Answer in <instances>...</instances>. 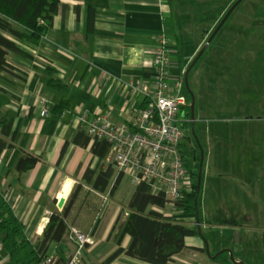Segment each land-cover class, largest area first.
I'll return each instance as SVG.
<instances>
[{
  "label": "crops",
  "instance_id": "crops-1",
  "mask_svg": "<svg viewBox=\"0 0 264 264\" xmlns=\"http://www.w3.org/2000/svg\"><path fill=\"white\" fill-rule=\"evenodd\" d=\"M172 3L173 0H170L169 10L166 0H60L51 28L36 47L0 31L27 55L9 52L6 55L7 66L0 72V120L12 119L9 134H4L0 125V190L22 223L26 240L33 249L41 241L50 215L67 209L66 234L60 242H49L44 252L55 256L59 263L66 261L76 250L77 243L71 233V229H76L92 236V243L81 250L79 264H149L123 252L106 262L116 250L126 249L130 244V236L123 234L122 229L129 215L126 204L136 185L130 173L114 166L110 148L98 157L91 151L92 140L82 146L75 138L80 130L86 134L83 128L86 119L100 115L112 124L128 123L144 100L143 108L148 105L149 98L143 93L131 91L130 85L139 80L152 86L153 58L161 34L165 35L171 52L170 83L181 77V72L187 71L192 62L186 65L190 59L188 54L193 55L199 46L192 37L187 45L182 42L176 31L180 21L174 19ZM13 25L27 33L22 27ZM214 37L209 45L210 51L214 48L211 46ZM244 39L243 47L247 48V35ZM50 77L64 83L68 91L50 86L47 82ZM181 78L183 83L184 77ZM60 104L66 109L58 117L41 116L42 110ZM252 119V116H239L232 121L246 126ZM248 131L247 127L235 128L237 134H245V137H248ZM84 134L79 137L80 140H83ZM192 134L204 159L199 169L202 176L208 155L204 148H208L209 141L202 143L204 146L201 147L195 132ZM241 147L236 144L234 157L238 161L237 164L235 161L238 173L245 175L242 162L238 160L242 157ZM24 154L32 155L38 162L33 168L18 173L16 166ZM254 164L258 166L255 160ZM246 165L254 169V165ZM107 167L112 174L108 185L100 191L93 184L98 172L105 171ZM87 169L91 173L86 172ZM259 171L256 177L263 181L262 170ZM119 173L120 181L112 190ZM235 182L244 188L240 181ZM61 198H64V203L58 208ZM242 199L236 195L228 203L234 207V212L228 214L233 224L212 223L207 218V212L204 213V220L198 209L201 232L205 234L209 230L212 244L213 227L228 228L231 225V230L236 229V212L244 210L245 201ZM222 204L227 206L226 202L221 201L219 205ZM199 205L201 209V202ZM258 208L256 205L250 211L258 215ZM152 209L179 219L185 225H196L195 213L184 215L167 204ZM184 243L186 249L174 255L167 264H198V261L190 259L204 253L195 250L204 249L203 240L198 235L186 236ZM28 251H24L25 256H28ZM0 264H9L1 243Z\"/></svg>",
  "mask_w": 264,
  "mask_h": 264
},
{
  "label": "rangeland",
  "instance_id": "rangeland-1",
  "mask_svg": "<svg viewBox=\"0 0 264 264\" xmlns=\"http://www.w3.org/2000/svg\"><path fill=\"white\" fill-rule=\"evenodd\" d=\"M235 1L173 0L174 19L180 21L176 26L178 35L185 45L192 37L199 46L194 56L188 54L190 59L187 66ZM246 35L248 45L244 48ZM210 43L187 78L194 95L195 135L201 147L204 146L202 143L209 141L208 148H204L208 155L199 194L202 206L200 209L199 205L197 209L204 220V213L207 212L210 222L231 224L228 214L234 212V207L228 203L236 195H240L245 203L244 210L236 212V229L232 231L231 225L228 228L213 227V244L212 234L209 230L205 231L203 235L208 237L213 246L208 243V253L205 251L190 260L194 259L198 264H264V0H241L216 33L211 51ZM179 75L184 77L185 73ZM239 116H252L253 119L246 126L232 121ZM237 126L247 127V131H251H248V137L237 134ZM190 127L191 122L183 130L181 147L185 159L192 165V172L197 174L201 155ZM236 144L242 146L239 148L242 157L238 160L242 162L245 175L237 171L238 161L234 157ZM246 164L254 165V169ZM260 169L263 181L256 177ZM193 180L196 181V178ZM221 201L226 202L227 206L219 205ZM256 205L259 206L258 215L250 211ZM214 207L218 209L213 210ZM236 209L240 210V207ZM212 212L215 214L214 219ZM221 250L228 255L227 250H231L233 260L230 258L227 262L225 258H211Z\"/></svg>",
  "mask_w": 264,
  "mask_h": 264
},
{
  "label": "trees",
  "instance_id": "trees-1",
  "mask_svg": "<svg viewBox=\"0 0 264 264\" xmlns=\"http://www.w3.org/2000/svg\"><path fill=\"white\" fill-rule=\"evenodd\" d=\"M166 1L170 10V0ZM59 3L60 0H0V31L10 34L32 47H36L48 29L51 28L52 19L57 12ZM13 24L22 27L27 33L14 27ZM9 52L27 56L18 49L15 42L0 33V72L4 71L7 66L6 55ZM47 82L56 89L60 88L62 91H68L67 86L58 79L50 77ZM181 91L187 100L191 101L184 82L182 83ZM145 103L144 100L140 109L144 107ZM65 109L66 106L60 104L52 106L46 112L48 117L55 118ZM180 115L186 120L183 127H189L191 122L190 105L183 107ZM0 125L2 126V132L9 134L12 130V119H2L0 120ZM83 134L84 131L80 130L75 141L82 146H86L92 140V153L98 157H102L110 144L105 139L91 138L87 132V135L84 134L83 140H80L79 137ZM182 153L184 165L192 179L196 178V181L193 180L190 190L184 192L183 198L177 202L176 208L184 215H194L195 206L199 208L202 176L200 175L198 189V173L195 174L192 172L189 162L185 159L183 150ZM37 162V158L30 154H24L19 159L16 170L18 173H22L25 170L33 168ZM86 172L91 173L89 169ZM111 174L112 170L110 167H107L105 171H99L93 184L94 187L103 191L108 185ZM120 178L121 173L118 174L112 190L116 188ZM165 203L162 193L154 194L149 184L145 182L138 183L127 201L126 209L129 211V215L122 229L123 234L130 236V244L126 249L119 248L116 250L106 262L123 252L127 256L149 264H167L174 255L185 250L184 238L186 236L198 235L197 226L194 224L191 226L185 225L179 219L165 216L161 212L152 209V207L162 208L165 206ZM66 211L67 209L64 208L61 213H53L50 215L48 222L43 228L42 239L33 249L26 240L22 223L18 221L0 190V243L1 248L8 256L9 264H39L40 256L46 251L47 244L52 241L60 242L64 234H66ZM202 240L209 242L208 237L204 235ZM27 249H29L28 256H25L24 251ZM195 250L205 252V247L204 249ZM215 258L217 260L225 258L227 262L230 260V256L226 252Z\"/></svg>",
  "mask_w": 264,
  "mask_h": 264
},
{
  "label": "built area",
  "instance_id": "built-area-1",
  "mask_svg": "<svg viewBox=\"0 0 264 264\" xmlns=\"http://www.w3.org/2000/svg\"><path fill=\"white\" fill-rule=\"evenodd\" d=\"M170 48L165 35L158 38L153 58L152 86L135 80L131 91L149 98L148 105L137 111L128 123L112 124L104 116L96 115L84 121V128L91 138L105 139L112 151V163L123 172L130 173L133 183L145 182L152 193H162L165 205L176 208L184 192L190 190L192 177L184 165L181 147L183 124L180 115L188 105L182 93V78L170 83ZM47 114L46 110L40 112ZM76 240V250L64 262L53 255L42 254L39 264H79L81 250L92 243V236L71 229Z\"/></svg>",
  "mask_w": 264,
  "mask_h": 264
},
{
  "label": "water",
  "instance_id": "water-1",
  "mask_svg": "<svg viewBox=\"0 0 264 264\" xmlns=\"http://www.w3.org/2000/svg\"><path fill=\"white\" fill-rule=\"evenodd\" d=\"M241 0H236L231 7L227 10V12L225 13V15L223 16L222 20L218 23V25L216 26L215 30L212 32V34L209 36V38L207 39V41L204 43V45L200 48V50L198 51V53L196 54V56L194 57L193 61L190 63L189 67L187 68V71L185 72V76H184V83H185V87L191 97V101H190V107H191V121H194V96L188 86V81H187V75L189 72V69L195 64V62L198 60V58L202 55V53L204 52V50L206 49V47L208 46V44L211 42V40L213 39V37L216 35V33L219 31V29L222 27V25L224 24V22L226 21V19L229 17V15L231 14L232 10L239 4ZM192 133L193 131V127L191 128ZM202 156V154H201ZM201 164V163H200ZM199 185H200V171L198 172V178H197V188L199 189ZM64 203V198L59 199L58 201V208H61L63 206ZM195 216H196V226H197V230H198V236L202 239L203 234L201 232L200 229V224L198 221V209L195 206ZM205 242V251L206 253H208V243L207 241ZM224 250H221L219 252H217L216 254H214L211 258H215L218 255H220L221 253H223ZM227 252L229 253L230 258L233 260V256H232V252L230 250H227ZM234 263H237L236 261H234Z\"/></svg>",
  "mask_w": 264,
  "mask_h": 264
},
{
  "label": "flooded vegetation",
  "instance_id": "flooded-vegetation-1",
  "mask_svg": "<svg viewBox=\"0 0 264 264\" xmlns=\"http://www.w3.org/2000/svg\"><path fill=\"white\" fill-rule=\"evenodd\" d=\"M193 123H194V121H191V127L190 128H192L193 127ZM194 128V127H193ZM194 131V130H193ZM191 133H192V131H191ZM193 135V134H192ZM193 139H196L195 137H194V135H193ZM195 143H196V140H195ZM199 153H200V151H199ZM200 155H201V153H200ZM202 159H203V155L201 156V158H199V169H201V167H202ZM201 163V164H200ZM204 242V241H203ZM208 243V242H207ZM204 247H205V242H204Z\"/></svg>",
  "mask_w": 264,
  "mask_h": 264
},
{
  "label": "bare ground",
  "instance_id": "bare-ground-1",
  "mask_svg": "<svg viewBox=\"0 0 264 264\" xmlns=\"http://www.w3.org/2000/svg\"><path fill=\"white\" fill-rule=\"evenodd\" d=\"M64 187H65L64 189L66 190L67 189V185H65Z\"/></svg>",
  "mask_w": 264,
  "mask_h": 264
}]
</instances>
